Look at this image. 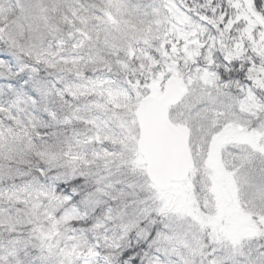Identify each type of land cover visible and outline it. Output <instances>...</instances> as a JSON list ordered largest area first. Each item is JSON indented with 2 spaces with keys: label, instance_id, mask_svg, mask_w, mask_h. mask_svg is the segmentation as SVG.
<instances>
[{
  "label": "snow or ice",
  "instance_id": "6c2138e0",
  "mask_svg": "<svg viewBox=\"0 0 264 264\" xmlns=\"http://www.w3.org/2000/svg\"><path fill=\"white\" fill-rule=\"evenodd\" d=\"M0 264H264V0H0Z\"/></svg>",
  "mask_w": 264,
  "mask_h": 264
}]
</instances>
